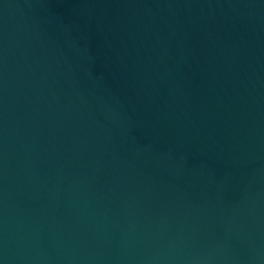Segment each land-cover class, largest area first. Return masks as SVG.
Instances as JSON below:
<instances>
[{
	"label": "water",
	"instance_id": "1",
	"mask_svg": "<svg viewBox=\"0 0 264 264\" xmlns=\"http://www.w3.org/2000/svg\"><path fill=\"white\" fill-rule=\"evenodd\" d=\"M0 264H264V0H0Z\"/></svg>",
	"mask_w": 264,
	"mask_h": 264
}]
</instances>
